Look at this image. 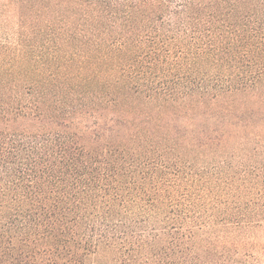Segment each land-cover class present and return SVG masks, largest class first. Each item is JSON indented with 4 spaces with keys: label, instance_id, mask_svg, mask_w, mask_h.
I'll use <instances>...</instances> for the list:
<instances>
[{
    "label": "trees",
    "instance_id": "trees-1",
    "mask_svg": "<svg viewBox=\"0 0 264 264\" xmlns=\"http://www.w3.org/2000/svg\"><path fill=\"white\" fill-rule=\"evenodd\" d=\"M0 264H264V0H0Z\"/></svg>",
    "mask_w": 264,
    "mask_h": 264
},
{
    "label": "rangeland",
    "instance_id": "rangeland-1",
    "mask_svg": "<svg viewBox=\"0 0 264 264\" xmlns=\"http://www.w3.org/2000/svg\"><path fill=\"white\" fill-rule=\"evenodd\" d=\"M17 30V19L11 18L8 23H0V44H15V32Z\"/></svg>",
    "mask_w": 264,
    "mask_h": 264
}]
</instances>
